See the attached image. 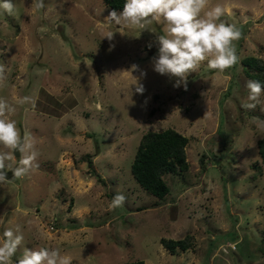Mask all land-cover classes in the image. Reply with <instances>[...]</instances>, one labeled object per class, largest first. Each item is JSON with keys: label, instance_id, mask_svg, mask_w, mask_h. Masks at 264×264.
I'll use <instances>...</instances> for the list:
<instances>
[{"label": "rangeland", "instance_id": "rangeland-1", "mask_svg": "<svg viewBox=\"0 0 264 264\" xmlns=\"http://www.w3.org/2000/svg\"><path fill=\"white\" fill-rule=\"evenodd\" d=\"M13 3L15 15L0 10V98L15 106L11 119L38 155L27 176L0 185V236L19 228L24 237L12 264L37 247L59 248L72 264H264V130L254 122L264 112L241 107L252 79L240 62L264 58V0H211L242 33L238 62L223 73L204 62L187 90L154 71L163 24L120 28L103 0ZM169 126L188 138V168L164 175L169 192L159 198L130 166L141 135ZM117 194L125 200L109 210ZM186 235L187 249L160 240Z\"/></svg>", "mask_w": 264, "mask_h": 264}, {"label": "clouds", "instance_id": "clouds-1", "mask_svg": "<svg viewBox=\"0 0 264 264\" xmlns=\"http://www.w3.org/2000/svg\"><path fill=\"white\" fill-rule=\"evenodd\" d=\"M211 0H125L123 11L113 10L107 20L114 22L120 28L145 29L153 22L163 24L162 35H157L158 55L153 58L154 71L169 77H175L174 87L184 84L187 90V80L191 73L197 72L206 62L207 68L223 73L234 67L238 62L235 41L241 38V31L234 25L222 20L221 17L230 10L217 4L210 6ZM33 10L44 8V0H33ZM0 10L9 15H15L13 0H0ZM115 32H109L105 37L110 41ZM104 37V38H105ZM151 47V45H149ZM135 70V66H133ZM5 69L0 66V82L5 80ZM247 103L241 105L246 110L260 106L264 112V84L259 81L248 80ZM136 91L143 93L144 88L137 83ZM30 100L23 97L18 103ZM16 108L4 98H0V185L8 183L7 170L14 173V179H22L33 168L38 153L35 142L30 133L25 131L21 135L15 120L11 116ZM257 128L264 130V119L255 118ZM21 153L18 166H11L16 151ZM125 200L117 194L109 204V210L120 207ZM6 228L0 236V264H12L18 247L24 237ZM73 258L62 254L56 247H37L35 250L25 249L16 264H72Z\"/></svg>", "mask_w": 264, "mask_h": 264}, {"label": "trees", "instance_id": "trees-1", "mask_svg": "<svg viewBox=\"0 0 264 264\" xmlns=\"http://www.w3.org/2000/svg\"><path fill=\"white\" fill-rule=\"evenodd\" d=\"M113 10L122 9L125 0H103ZM243 72L252 80L264 84V58L256 55H245L240 60ZM187 136L174 127H166L161 130L150 129L144 132L140 139L130 170L141 187L148 193L159 198L165 197L169 192V186L164 175L170 172H181L188 168L185 145ZM97 144V140H96ZM258 154L264 163V137L258 139ZM88 165L90 174L97 175L99 180L104 178L93 167L89 153L83 155ZM201 165L203 159H200ZM161 242L171 251L176 247L187 249L190 246L189 236L173 239L160 237ZM129 264H149L142 259L134 260Z\"/></svg>", "mask_w": 264, "mask_h": 264}, {"label": "water", "instance_id": "water-1", "mask_svg": "<svg viewBox=\"0 0 264 264\" xmlns=\"http://www.w3.org/2000/svg\"><path fill=\"white\" fill-rule=\"evenodd\" d=\"M14 155L19 156V155H20V152L17 150V151L14 153ZM13 167H15V166H13ZM3 171H5V172L7 173V176H6L7 179H12V178H14V173H13L12 171L7 170V168L4 169Z\"/></svg>", "mask_w": 264, "mask_h": 264}]
</instances>
